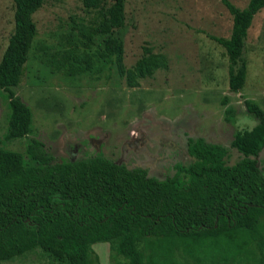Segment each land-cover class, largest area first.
Returning a JSON list of instances; mask_svg holds the SVG:
<instances>
[{
  "label": "trees",
  "instance_id": "16d2710c",
  "mask_svg": "<svg viewBox=\"0 0 264 264\" xmlns=\"http://www.w3.org/2000/svg\"><path fill=\"white\" fill-rule=\"evenodd\" d=\"M11 1L14 27L0 59L7 141L32 133V111L15 89L37 38L33 15L46 0ZM108 1L84 0L98 10L89 40H100L98 57L135 87L139 79L166 69L167 61L144 47L135 65L124 67L123 42L115 34L123 28L125 1ZM219 1L232 17L231 33L228 38L208 37L225 49L229 90L237 94L247 79L248 30L264 0H249L244 8ZM244 106L256 124L233 134L230 147L241 155L234 165L226 164L224 146L188 139L191 161L174 164L163 179L100 155L55 161L34 138L22 153L0 147V262L40 249L59 263L99 264L91 248L96 243H108L112 257L126 264H148L142 247L155 264L172 259L177 264L175 253L199 263L209 249L213 263L228 262L229 254L243 263L245 248H256L262 256L264 175L258 157L264 149V110L253 100H244ZM225 114L232 115L230 109ZM112 264L120 263L114 259ZM258 264H264V256Z\"/></svg>",
  "mask_w": 264,
  "mask_h": 264
},
{
  "label": "rangeland",
  "instance_id": "374dc122",
  "mask_svg": "<svg viewBox=\"0 0 264 264\" xmlns=\"http://www.w3.org/2000/svg\"><path fill=\"white\" fill-rule=\"evenodd\" d=\"M124 1L123 28L115 34L123 42L124 67H133L149 47L166 58L167 68L129 87L115 67L109 69L98 57L100 40H89L97 25V8L87 7L84 0H46L33 15L37 38L15 89L32 111V133L5 139L8 109L0 92V147L22 153L34 138L45 144L55 161L100 155L163 179L174 164L191 161L188 139L202 138L227 148L226 164L234 165L241 155L230 147L233 134L256 124L244 100L264 110V9L248 30L247 79L244 89L234 94L228 86L225 51L208 37L230 36L232 17L219 0ZM229 1L244 8L249 0ZM13 27L12 1L0 0V59ZM227 109L231 116L225 114ZM258 165L264 175V149ZM91 248L99 264H112L114 259L126 264L112 257L108 243ZM142 250L146 263L155 264L148 259L149 251ZM212 253L209 249L199 263L188 255L173 256L177 264H258L264 256L256 248H245L243 263L230 254L228 262L213 263ZM0 264L64 263L34 249Z\"/></svg>",
  "mask_w": 264,
  "mask_h": 264
},
{
  "label": "crops",
  "instance_id": "0c3cea01",
  "mask_svg": "<svg viewBox=\"0 0 264 264\" xmlns=\"http://www.w3.org/2000/svg\"><path fill=\"white\" fill-rule=\"evenodd\" d=\"M231 16V15H230ZM232 28V27H231ZM231 33V32H230ZM224 49V48H223ZM224 51H225V49H224ZM225 54H226V52H225ZM227 56V55H226ZM247 74H248V62H247ZM247 78V77H246Z\"/></svg>",
  "mask_w": 264,
  "mask_h": 264
}]
</instances>
